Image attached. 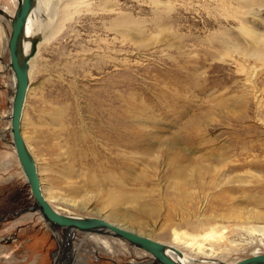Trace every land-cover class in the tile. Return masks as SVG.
<instances>
[{
  "label": "rangeland",
  "instance_id": "374dc122",
  "mask_svg": "<svg viewBox=\"0 0 264 264\" xmlns=\"http://www.w3.org/2000/svg\"><path fill=\"white\" fill-rule=\"evenodd\" d=\"M4 6L16 10L14 0H0ZM74 9L32 64L22 130L43 171V185L75 199L65 171L74 159L76 170L100 164L120 173L128 162L130 183L136 188L144 179L148 191L123 207L130 213L144 203L157 209L153 215L136 213V219L120 216L99 193L77 195L75 206L49 203L60 213L103 217L164 243L174 234L186 241L180 246L209 235L206 247L217 264L264 252L254 229L264 227V220L253 217L264 212V102L259 108L253 99L245 108L237 102L245 90L239 67L250 69L264 90V60L247 53L260 43L245 30L255 28L264 37L263 15L252 22L247 9H256L245 0H88ZM54 12L44 11L42 21L52 23ZM10 33L11 23L0 24V113L7 111L0 123V264L145 263L148 251L112 235L67 234L36 207L7 129L12 90L4 66L10 61ZM53 108L63 110L65 127L51 121ZM115 137L133 145L131 152L116 149L110 143ZM141 141L150 143V151L137 146ZM160 141L163 146L154 152ZM226 156L245 162L238 172L242 182L226 183L227 191L205 181L187 194L174 190L175 182H182L176 170L192 182L197 170H226ZM57 232L67 247L61 261Z\"/></svg>",
  "mask_w": 264,
  "mask_h": 264
},
{
  "label": "bare ground",
  "instance_id": "6f19581e",
  "mask_svg": "<svg viewBox=\"0 0 264 264\" xmlns=\"http://www.w3.org/2000/svg\"><path fill=\"white\" fill-rule=\"evenodd\" d=\"M53 1L55 2L54 3L55 5H53ZM53 1L52 0H34V4H33V7H32V10H31V12H30V14L28 16L27 21H26L23 38L21 40V49H22L23 55H25V56L29 55L32 52V50H34V48L36 49L35 50V54L29 60V87H28L26 99H27L28 93L30 92V89H31L30 82H31V75H32V72H33L32 71V64L36 60V54L39 53L38 51H39L40 47L42 46V44L46 40H49V38L52 36L54 31L59 28L61 21L66 19V18H68L74 8H76V7H79V8L80 7H85L86 5H88V0L87 1L86 0H53ZM18 2H19V0H14V4H15L16 8L18 6ZM245 2H247L248 6H251V7L254 6V8L256 9V11L255 10L251 11V10L247 9V13L249 14V17L253 19L252 22L255 23L256 21H258L257 20L258 18H256L257 15H263L262 17H263V20H264V0H245ZM53 9L55 11L53 16L54 17L56 16L55 20L53 19L54 21L52 23H48L47 21L43 22L42 20L44 19V17L42 18V16L45 15L44 11L52 13ZM0 10H2V11H0V20H1L0 24L1 25L2 24L3 25L10 24L12 22V18L15 15V11L16 10L14 12H12L10 10V8L7 7V6H4V7L0 8ZM120 20H121V18L119 17V20L116 19L115 23H118ZM259 21H260V19H259ZM256 23H258V22H256ZM243 27L245 28V26H243ZM245 30L248 32V34L252 35L254 40H256L258 43H260L259 44L260 46H258L256 49L252 50L251 52L248 50L247 53H249L250 55H252V56H254L256 58L264 60V37H262L263 34H261V32L257 31L255 28L253 29L252 27L249 28V27L246 26ZM9 36H8V39H9ZM236 49H238V48H236ZM9 58H10V56H9ZM4 69L8 70V74H6V78H7L6 79V81H7L6 85L8 86L9 89L12 90L10 98H9V102H10L9 103V109L10 110L8 111V113H9L8 116H9V120L10 121H9V127H7V129L10 130V133H11L10 144H11L13 150L16 153V149H15V145H14V139H13V134H12V130H11V119H10V116L12 114V103H13V98H14V91H15V88H16V77H15V74H14V71H13V68L11 66V62L10 61H9V63L5 64ZM249 70H247V68L245 69L243 67L242 68H240V67L238 68V71L243 73V75H242L243 79H244L243 85H244V89L245 90L243 89L244 90V91H242L243 94L241 96H239L240 99H238L237 102L239 103V105L241 107L243 106V108H245L247 106V103H249L248 100L249 99H253L254 103L256 104V107L259 108L262 105V103L264 102V90L260 89L261 87L260 88L257 87V81L253 79L254 74L252 76V73ZM239 97H237V98H239ZM25 104H26V100H25V103H24V108H23L22 118H21V132H22V136L24 138V141L26 143V146L28 147V149L31 152L33 158L35 159L36 166H37V172H38V175H39V178H40V182H41V189H42V192L44 194V197L46 198V200L48 202L51 203L50 200L55 199V201L60 203V204H64V205H67V206H75L77 204L76 202H78L76 200L77 195L80 196V197H83V196L90 195V194L93 195V193H96V194L99 193V194H101V200L103 201L104 204H106V207H110L112 209V212L117 213L120 216H129V217H131L133 219H136L137 218V216H136L137 214H140V215L141 214L142 215L148 214L149 215V213H151V214L154 213V210H156L157 207H155V206L154 207H150V206L148 207L147 206L148 204H145V203L138 205V208H137L135 213H130L129 211L125 210L127 208L123 207V206L130 207L131 205L136 204L137 201L141 197H143L148 191L147 189H145V187L144 188L142 187V185L144 184V182H143L144 179H143V181L136 183L138 185V187H136V188L134 187L135 184H131L130 183V181H133L132 178H130V174H129L130 165L128 164V162H125V160H124V162H125L124 170H123L122 173H120V172H117L115 169L114 170H105V168L107 166L104 168L100 164H97V165L95 164V166L94 165H92V166L91 165H87L86 166V164H85V166H82L83 165L82 164V165H80L81 167L78 166L79 169L76 170L74 168V165H73L74 161H76V160L73 158L74 159L73 163L72 164H68L69 166L68 165L66 166L67 168H66L65 171H67V179H66V174H65V179L67 180V182L70 183L69 186L71 187V190L73 191L74 195H76L75 199L74 198L71 199V197L70 198L65 197L64 195L58 193L57 192L58 188L56 186H52L51 185L50 187L46 188L43 185V179H42V176H41L43 171H42V169L40 168V166L38 164V160H37L36 156L34 155L32 150H30V146L28 144V137L26 136L25 132L22 130V128H23L22 124H23L25 106H26ZM5 112H7V111H5ZM5 112L0 113V123H1L4 115L6 114ZM49 115H50V119H51V121L53 122L54 125L65 127L64 125H66V124H64V123H65L66 120H65V114H64L63 110H59V109L53 108L50 111ZM68 128H70V126ZM64 131H66V130H64ZM73 132H74V130H73ZM99 139H100V137H99ZM69 141H70V139H69ZM125 142H128V141L124 140V139H122L120 137H115L114 141L113 142L111 141L110 143L112 145L116 146V149L117 148H123L125 150V153L128 154L129 152H131L130 149L132 147H134V146L132 145V147H131V145H129V144L125 143ZM108 143H107V147H108ZM141 145H142V148H143L144 152L150 151L148 149V147L150 146V143H149V145H147V143L145 144L143 141H141V144H138L137 146L139 147ZM152 145H154V144H152ZM162 146H163V143L160 141L158 143V145L156 146L157 148L154 149V152H155L156 149H159ZM70 148H72V147H70ZM121 151H123V150H121ZM86 153H88V152H86ZM145 155H146V153H145ZM16 156H17V153H16ZM122 156L126 157L125 155H122ZM154 156H156V155H154ZM146 157H149V156H146ZM252 157L253 158H258L259 155H253ZM75 158H77V157H75ZM248 158H250V155H247L244 158V161L248 162L249 161ZM118 159H119V157H118ZM195 160H193L194 163H196L198 165L199 161L197 162ZM240 160H242V159L241 158L232 159L231 156H228V157L226 156V159L224 161L226 162L228 167H227L226 170L223 169L224 171L222 170V172L218 171L216 169V167L215 168L208 167L209 169H207L206 168L207 164H205L206 165L205 168L207 169V171L204 170V171H206L205 173H203V171L197 170L195 168V170H197L199 173L195 174L194 175L195 179H192V182H188V183H186V180H188V179H186V172H184L183 170L181 171V169L176 170V173L179 174V176H176V177H178L179 180H182V182H175V184H177V186L174 187L175 188L174 190L176 192H178L180 195H183L184 193L187 194L191 190L190 188H194L195 186H198V184L201 185L202 183H204L203 181H205L206 183H204V184H207L208 186L210 185L213 189H221L220 191H227L225 188H223V186L226 183H228V182L230 183V182L238 181L239 176H240L238 172L240 171L241 168H243V167L245 168L246 167L245 162L240 163ZM93 161H94V159H93ZM200 161H201V159H200ZM228 161L229 162H233V163L235 162V163H234V165H231V163L228 164ZM225 162L223 163V166H224ZM236 162H238V163H236ZM210 165L213 166V162H211ZM229 165H231V166H229ZM247 166H249V165H247ZM7 167H9V164H6L5 169ZM218 167H219V165H218ZM171 168L176 169L177 167H176L175 164H172ZM200 168H203V167H200ZM200 168H198V169H200ZM26 179H27V177H26ZM247 180H249V179H247ZM240 181H239V183H240ZM102 183H105V184H102ZM101 184H102V186H106V187H100ZM108 186H110V187L108 188ZM214 193H215V195L218 194L216 192H214ZM161 194H162V192H161ZM150 200H152V199H150ZM152 201H154V199ZM86 204H89V202H86ZM35 205L38 208V210L41 211V209L39 208L37 202H36ZM54 209L57 210L58 212H60L58 210V208L55 207ZM67 215H72V216H76V217H83L81 215H75V214H67ZM253 217H256L258 219H263L264 220V212H257V213L254 214ZM106 220H108V221H110V222H112L114 224H117V225H119L121 227H124L126 229L135 231V230H133L132 228H130L128 226H123V225L115 223L114 221L109 220V219H106ZM254 229L260 235L257 243L260 244V245H264V227H257V228H254ZM135 232H137V231H135ZM88 233L106 234V235L116 236L113 232H111L107 228L100 229L99 231H95V232H88ZM173 236L174 237H173V240H172L171 243L162 242V243H164L166 245V249H165L166 253L172 259H174L176 261H180V262H186L188 264H217V263H219V259L217 258V256L213 255L212 251H210L206 247V243L210 242L209 235L208 236L206 235L205 237H202V239L198 240V241L192 240V241H194L196 243L191 241L187 245L184 244V246H180L179 245L183 241L182 240L180 241V239L177 238L176 234H174ZM56 237L59 240V243H60V246H61L58 254H56V260L57 261H61V258L63 257V255H64V253H65V251L67 249L66 242H65V240H63L61 238V236L59 235L58 232L56 234ZM116 237H118V236H116ZM183 243H186V241H184ZM193 244H197L196 248L191 250V251L190 250L188 251L186 249V247L192 246ZM135 246H137V245H135ZM139 248H141V247H139ZM257 253H260V252H257ZM254 254H256V253H254ZM150 256H149L150 259L148 261H146L145 263H143V264H162L151 253H150ZM220 263L221 264H229V263H224V262H220Z\"/></svg>",
  "mask_w": 264,
  "mask_h": 264
},
{
  "label": "water",
  "instance_id": "95a60500",
  "mask_svg": "<svg viewBox=\"0 0 264 264\" xmlns=\"http://www.w3.org/2000/svg\"><path fill=\"white\" fill-rule=\"evenodd\" d=\"M34 0H19L11 22L8 39V52L11 66L16 77V88L12 103L11 130L16 153L27 177L32 195L43 216L52 224L63 227L66 233L76 231L95 232L107 228L116 236L134 244L154 255L162 264H188L172 259L166 253V245L158 240L114 224L99 216L76 217L58 212L46 200L41 189L35 159L29 151L21 132V118L29 87V60L35 54V48L29 55H23L21 40ZM2 11V10H0ZM229 264H264V252L256 253Z\"/></svg>",
  "mask_w": 264,
  "mask_h": 264
}]
</instances>
